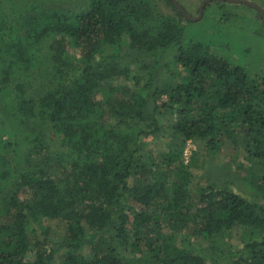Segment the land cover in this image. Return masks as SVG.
<instances>
[{"label": "trees", "instance_id": "obj_1", "mask_svg": "<svg viewBox=\"0 0 264 264\" xmlns=\"http://www.w3.org/2000/svg\"><path fill=\"white\" fill-rule=\"evenodd\" d=\"M21 17L0 9V264H264V70L187 42L190 20L151 0ZM227 140L254 164L250 190L193 192L187 143Z\"/></svg>", "mask_w": 264, "mask_h": 264}, {"label": "rangeland", "instance_id": "obj_2", "mask_svg": "<svg viewBox=\"0 0 264 264\" xmlns=\"http://www.w3.org/2000/svg\"><path fill=\"white\" fill-rule=\"evenodd\" d=\"M151 1L164 16L176 14L175 3L185 10L191 18L189 22H184V40L187 42L210 41L215 54L227 59L233 66L242 67L250 75L264 70V17L251 6L255 5L264 12V0H214L207 3L202 14L200 9L206 0H174L176 8L165 0ZM88 4L89 0H0V9L5 16L8 15L17 21L18 17L25 16L33 7L72 14L86 9ZM176 52L177 48H172L163 60V64H170L172 71L175 70L172 62ZM165 72L166 77L170 76L171 71ZM123 87L127 92L132 85ZM1 137L3 140L9 138L4 132ZM169 142L171 137L162 135L151 141L148 148L153 150L155 155L160 154L167 151ZM192 159L193 192L197 191L199 186L206 187L213 181L220 185L233 183L236 187L250 190L248 181L251 179L254 164L248 159L246 152L242 148L235 149L230 140L226 141L224 148L217 154H211L204 142L189 141L183 160L188 164ZM253 174L260 175L259 169H255ZM49 226L52 239L58 240L61 234L65 233V222L54 221L50 222ZM244 237V230L236 228L228 234L226 241L231 249H239L243 246Z\"/></svg>", "mask_w": 264, "mask_h": 264}, {"label": "water", "instance_id": "obj_3", "mask_svg": "<svg viewBox=\"0 0 264 264\" xmlns=\"http://www.w3.org/2000/svg\"><path fill=\"white\" fill-rule=\"evenodd\" d=\"M171 2H173V3H175V1L174 0H170ZM211 1H214V0H206L204 3H203V5H202V7H201V9H200V14H202V12H203V9H204V7L207 5V3H209V2H211ZM230 2H241V1H235V0H229ZM246 4H249V3H246ZM175 5H176V7L179 9V11L187 18V19H189V20H191V18L187 15V13L185 12V10L181 7V6H179L177 3H175ZM251 6L252 7H254V8H256L260 13H261V15L264 17V12L259 8V7H257V6H255V5H252L251 4Z\"/></svg>", "mask_w": 264, "mask_h": 264}]
</instances>
